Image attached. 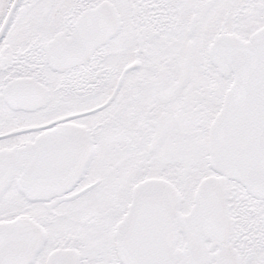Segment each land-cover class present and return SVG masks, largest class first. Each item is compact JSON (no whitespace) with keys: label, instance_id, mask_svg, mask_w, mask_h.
I'll list each match as a JSON object with an SVG mask.
<instances>
[{"label":"snow or ice","instance_id":"1","mask_svg":"<svg viewBox=\"0 0 264 264\" xmlns=\"http://www.w3.org/2000/svg\"><path fill=\"white\" fill-rule=\"evenodd\" d=\"M0 264H264V0H0Z\"/></svg>","mask_w":264,"mask_h":264}]
</instances>
